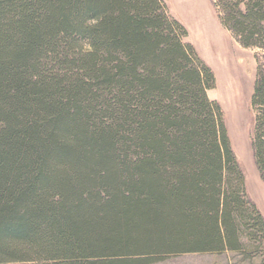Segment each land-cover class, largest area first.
Here are the masks:
<instances>
[{
  "label": "trees",
  "instance_id": "trees-1",
  "mask_svg": "<svg viewBox=\"0 0 264 264\" xmlns=\"http://www.w3.org/2000/svg\"><path fill=\"white\" fill-rule=\"evenodd\" d=\"M264 50V0H212ZM166 0H0V264H264L212 69ZM249 107L264 184V66Z\"/></svg>",
  "mask_w": 264,
  "mask_h": 264
},
{
  "label": "rangeland",
  "instance_id": "rangeland-1",
  "mask_svg": "<svg viewBox=\"0 0 264 264\" xmlns=\"http://www.w3.org/2000/svg\"><path fill=\"white\" fill-rule=\"evenodd\" d=\"M169 13L181 21L189 41L212 69L216 84L208 96L221 106L230 144L245 177L249 198L264 217V184L250 147L252 111L249 107L257 65L264 66V50L241 47L219 23L212 0H166ZM185 41L187 39L185 38ZM257 263V260L252 261ZM150 264H250L233 253L181 254Z\"/></svg>",
  "mask_w": 264,
  "mask_h": 264
},
{
  "label": "crops",
  "instance_id": "crops-1",
  "mask_svg": "<svg viewBox=\"0 0 264 264\" xmlns=\"http://www.w3.org/2000/svg\"><path fill=\"white\" fill-rule=\"evenodd\" d=\"M166 4H167V2H166ZM175 18V17H174ZM176 19V18H175ZM176 20H178V19H176ZM179 21V20H178ZM183 26H184V24L181 22V21H179ZM221 25V24H220ZM184 28H185V26H184ZM186 29V28H185ZM186 31H187V29H186ZM188 32H187V37H186V39H187V42H189V43H191L192 45H193V43L192 42H190L189 41V38H188ZM194 46V45H193ZM194 48H195V50H196V52L198 53V55L201 57V55H200V52H199V50L196 48V46H194ZM201 59H202V57H201ZM203 60V59H202ZM204 61V60H203ZM205 62V61H204Z\"/></svg>",
  "mask_w": 264,
  "mask_h": 264
}]
</instances>
